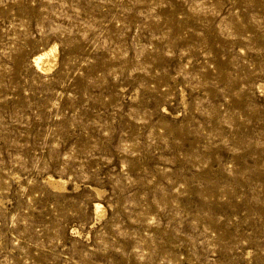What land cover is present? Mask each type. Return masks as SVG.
<instances>
[{
  "label": "rangeland",
  "instance_id": "1",
  "mask_svg": "<svg viewBox=\"0 0 264 264\" xmlns=\"http://www.w3.org/2000/svg\"><path fill=\"white\" fill-rule=\"evenodd\" d=\"M0 264H264V0H0Z\"/></svg>",
  "mask_w": 264,
  "mask_h": 264
},
{
  "label": "bare ground",
  "instance_id": "2",
  "mask_svg": "<svg viewBox=\"0 0 264 264\" xmlns=\"http://www.w3.org/2000/svg\"><path fill=\"white\" fill-rule=\"evenodd\" d=\"M48 48V47H47ZM34 57V62L38 68L44 72L50 71L58 65V49L52 46ZM40 51V50H39ZM55 186V185H54ZM98 208L100 205L97 206Z\"/></svg>",
  "mask_w": 264,
  "mask_h": 264
}]
</instances>
